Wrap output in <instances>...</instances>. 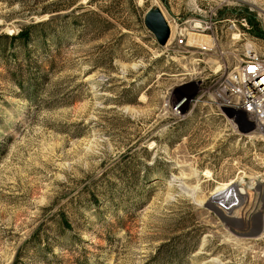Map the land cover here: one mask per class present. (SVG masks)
<instances>
[{"label": "rangeland", "instance_id": "1", "mask_svg": "<svg viewBox=\"0 0 264 264\" xmlns=\"http://www.w3.org/2000/svg\"><path fill=\"white\" fill-rule=\"evenodd\" d=\"M55 1L0 0V33L55 19L27 44L23 70L47 75L30 100L0 57V264H264V138L219 107L248 46L264 53V0H79L63 18L27 14ZM154 6L171 29L164 47L143 24ZM200 19L217 29L210 51L177 46L180 30L209 40Z\"/></svg>", "mask_w": 264, "mask_h": 264}, {"label": "built area", "instance_id": "2", "mask_svg": "<svg viewBox=\"0 0 264 264\" xmlns=\"http://www.w3.org/2000/svg\"><path fill=\"white\" fill-rule=\"evenodd\" d=\"M169 24V23H168ZM241 28H236L233 24V30L237 31L239 36H248V26L246 20L240 22ZM197 34L203 35L209 40L199 45L190 41L189 34L185 30L177 32V46L194 47L202 53L210 51L209 42L213 41L217 29L208 25L203 19L198 21L196 27ZM190 42V43H189ZM215 75L222 69L219 66ZM226 66L223 64V71ZM220 105L224 112L227 113L229 119L240 125L243 121L253 125V130L260 133L264 138V53L248 46L245 52L239 57L235 65L229 69L225 76L224 83L220 88ZM187 98H181L173 102V114L179 115L186 104ZM191 100H188V104ZM242 115L243 117H240ZM241 119L240 122L237 119ZM247 123V124H248ZM252 130V131H253Z\"/></svg>", "mask_w": 264, "mask_h": 264}, {"label": "trees", "instance_id": "3", "mask_svg": "<svg viewBox=\"0 0 264 264\" xmlns=\"http://www.w3.org/2000/svg\"><path fill=\"white\" fill-rule=\"evenodd\" d=\"M15 1V0H14ZM17 1V0H16ZM36 3L43 0H35ZM79 0H57L52 4V9L44 6L39 8L38 11H29L27 14L30 16H37L41 17L44 15H48L50 13L54 14L53 16L58 18H63L65 16H60L62 12L69 11V13L74 12V10L81 7L79 4L77 6V3ZM88 5L95 6L94 0H89ZM97 9L102 14L107 15L108 17H113L112 13L108 9L101 8L97 6ZM244 14V17L247 19L251 29H254L253 27V20L254 17L252 14L247 12H242ZM52 17V16H51ZM52 20L55 19H46L43 21H30L29 24L19 28V30L14 34H3L0 33V57L4 63V71L6 72L7 77L11 81V83L21 92L25 94V97L31 98V96L35 93V90L37 86L42 82V80L46 79V74H32L27 73L24 69L25 65H28V56H27V44L33 40L34 37L38 38H45L46 34H44L43 30L41 32H36V28H45L48 26ZM255 37L262 39V31L260 29H255V31L251 32ZM1 41L6 42L7 49H10L9 47H13V52L10 53V55L13 58V63L11 66L6 65V53H4V46H2ZM10 57V56H9ZM50 63V66H53V57L49 59L48 61ZM26 98V99H27ZM62 225H65L66 222L63 220V217L61 218ZM167 244H162L157 251V257L161 254V251L165 248ZM13 264V263H12Z\"/></svg>", "mask_w": 264, "mask_h": 264}, {"label": "water", "instance_id": "4", "mask_svg": "<svg viewBox=\"0 0 264 264\" xmlns=\"http://www.w3.org/2000/svg\"><path fill=\"white\" fill-rule=\"evenodd\" d=\"M143 24L160 47L167 44L171 29L160 8L154 6L147 10L143 17Z\"/></svg>", "mask_w": 264, "mask_h": 264}, {"label": "bare ground", "instance_id": "5", "mask_svg": "<svg viewBox=\"0 0 264 264\" xmlns=\"http://www.w3.org/2000/svg\"><path fill=\"white\" fill-rule=\"evenodd\" d=\"M171 36V35H170ZM192 42V41H191ZM193 43V42H192ZM261 133H264V130H262L261 131ZM229 192H233L234 194H235V198L236 199H241L242 198V193H241V191H239L237 188H231L230 190H229Z\"/></svg>", "mask_w": 264, "mask_h": 264}]
</instances>
